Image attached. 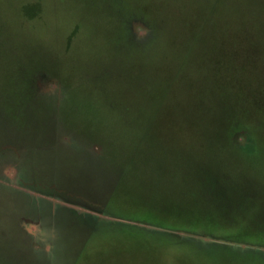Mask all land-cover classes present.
Instances as JSON below:
<instances>
[{"label": "rangeland", "instance_id": "rangeland-1", "mask_svg": "<svg viewBox=\"0 0 264 264\" xmlns=\"http://www.w3.org/2000/svg\"><path fill=\"white\" fill-rule=\"evenodd\" d=\"M0 264H264V0H0Z\"/></svg>", "mask_w": 264, "mask_h": 264}]
</instances>
